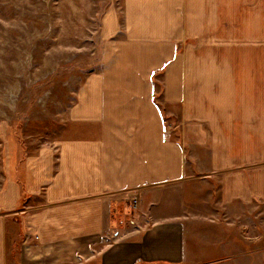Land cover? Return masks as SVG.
I'll use <instances>...</instances> for the list:
<instances>
[{
  "label": "crops",
  "instance_id": "0c3cea01",
  "mask_svg": "<svg viewBox=\"0 0 264 264\" xmlns=\"http://www.w3.org/2000/svg\"><path fill=\"white\" fill-rule=\"evenodd\" d=\"M99 25L65 112L0 113V264H264V0H119Z\"/></svg>",
  "mask_w": 264,
  "mask_h": 264
},
{
  "label": "rangeland",
  "instance_id": "374dc122",
  "mask_svg": "<svg viewBox=\"0 0 264 264\" xmlns=\"http://www.w3.org/2000/svg\"><path fill=\"white\" fill-rule=\"evenodd\" d=\"M115 2L119 0H0V113L50 120L65 112L67 96L107 58L99 24ZM235 36L228 34V44L218 47L222 61L230 57L228 47L242 46ZM199 42L205 45L192 38L186 43ZM258 45L252 38V48ZM261 45L264 50V34ZM233 57L239 62L243 54L236 49Z\"/></svg>",
  "mask_w": 264,
  "mask_h": 264
},
{
  "label": "built area",
  "instance_id": "2783aa9c",
  "mask_svg": "<svg viewBox=\"0 0 264 264\" xmlns=\"http://www.w3.org/2000/svg\"><path fill=\"white\" fill-rule=\"evenodd\" d=\"M136 202H137L136 198H132V204H133L134 209H135Z\"/></svg>",
  "mask_w": 264,
  "mask_h": 264
}]
</instances>
